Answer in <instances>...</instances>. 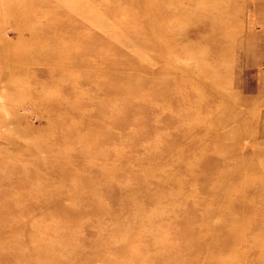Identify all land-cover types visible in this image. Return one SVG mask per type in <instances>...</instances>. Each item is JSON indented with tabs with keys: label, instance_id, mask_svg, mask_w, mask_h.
Here are the masks:
<instances>
[{
	"label": "rangeland",
	"instance_id": "1",
	"mask_svg": "<svg viewBox=\"0 0 264 264\" xmlns=\"http://www.w3.org/2000/svg\"><path fill=\"white\" fill-rule=\"evenodd\" d=\"M137 2L0 0V264H264V0Z\"/></svg>",
	"mask_w": 264,
	"mask_h": 264
},
{
	"label": "bare ground",
	"instance_id": "2",
	"mask_svg": "<svg viewBox=\"0 0 264 264\" xmlns=\"http://www.w3.org/2000/svg\"><path fill=\"white\" fill-rule=\"evenodd\" d=\"M137 4L139 5V11H141L144 15V17L146 18V22L147 25L149 27H151V29L153 31H155L156 27H157V23L158 22H162L165 19H169L170 23H175L177 21H179L182 18L187 19L188 18V13L187 10L188 8L190 9L191 5H188V0H159V2H157L158 0H137ZM199 3L195 4L202 6V8H204L203 13L201 14L200 17H194V18H190L188 19V22L191 26L197 25V24H202V26L198 25L199 30H203L205 29L208 20V16H210L212 13L215 12H219L221 9V5H219L222 0H218L219 3L216 4L215 7H212L211 2L213 0H198ZM214 4V2H213ZM182 7V12H174V9H176L177 7ZM189 6V7H188ZM193 7V6H192ZM198 7V6H197ZM212 8V9H211ZM215 8V9H214ZM152 9H156L159 14L158 16H153V15H149L150 10ZM195 19V20H194ZM187 21V20H186ZM213 24H216V22H213ZM174 25H171V27ZM175 31V30H174ZM185 32H187V29H183L182 34H184ZM161 50L164 49V47L162 45H157ZM171 48V45L169 46ZM172 51H169L170 54H174L176 55L179 51V49H175L173 48L172 45ZM240 234V233H239Z\"/></svg>",
	"mask_w": 264,
	"mask_h": 264
}]
</instances>
